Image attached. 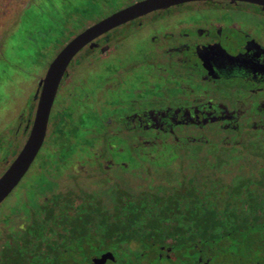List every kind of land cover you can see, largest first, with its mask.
<instances>
[{"label":"flooded vegetation","instance_id":"1","mask_svg":"<svg viewBox=\"0 0 264 264\" xmlns=\"http://www.w3.org/2000/svg\"><path fill=\"white\" fill-rule=\"evenodd\" d=\"M141 1L93 0L59 23L53 59L0 98V178L56 56ZM17 192L20 207L0 212V264H264V6L183 3L84 47L0 209Z\"/></svg>","mask_w":264,"mask_h":264},{"label":"rangeland","instance_id":"2","mask_svg":"<svg viewBox=\"0 0 264 264\" xmlns=\"http://www.w3.org/2000/svg\"><path fill=\"white\" fill-rule=\"evenodd\" d=\"M92 1L0 0V98L20 95L17 81L30 86L33 77L53 59L59 43L56 39L59 23L69 18L76 7L88 9ZM43 49L47 52L41 54ZM46 189L50 191V185ZM19 202L17 192L0 212L8 207L19 208Z\"/></svg>","mask_w":264,"mask_h":264},{"label":"water","instance_id":"3","mask_svg":"<svg viewBox=\"0 0 264 264\" xmlns=\"http://www.w3.org/2000/svg\"><path fill=\"white\" fill-rule=\"evenodd\" d=\"M194 1L213 0H144L128 8L122 9L71 40L51 63L45 77L40 82L42 87L35 124L31 136L20 156L0 178V204L12 193L29 170L44 141L50 112L68 65L74 57L88 44L97 38L130 21L144 17L150 13L164 10L172 6ZM243 1L264 6V0H230Z\"/></svg>","mask_w":264,"mask_h":264},{"label":"trees","instance_id":"4","mask_svg":"<svg viewBox=\"0 0 264 264\" xmlns=\"http://www.w3.org/2000/svg\"><path fill=\"white\" fill-rule=\"evenodd\" d=\"M31 4H32V3H31ZM31 4H30V5H31ZM76 9H77V8H75L74 10H76Z\"/></svg>","mask_w":264,"mask_h":264}]
</instances>
